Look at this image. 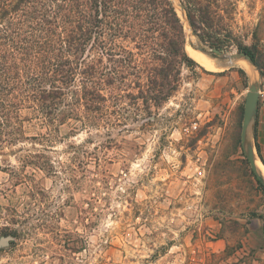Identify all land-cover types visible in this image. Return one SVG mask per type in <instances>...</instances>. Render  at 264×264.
Instances as JSON below:
<instances>
[{
    "label": "rangeland",
    "instance_id": "374dc122",
    "mask_svg": "<svg viewBox=\"0 0 264 264\" xmlns=\"http://www.w3.org/2000/svg\"><path fill=\"white\" fill-rule=\"evenodd\" d=\"M170 1L188 55L202 50L219 69L190 56L178 91L161 102L145 76L127 82L140 88L117 82L93 127L0 152V242L9 239L0 264H264V164L254 135L257 172L241 139L255 85L264 159V78L236 46L219 55L201 42L180 0ZM218 7L264 57V0Z\"/></svg>",
    "mask_w": 264,
    "mask_h": 264
},
{
    "label": "trees",
    "instance_id": "16d2710c",
    "mask_svg": "<svg viewBox=\"0 0 264 264\" xmlns=\"http://www.w3.org/2000/svg\"><path fill=\"white\" fill-rule=\"evenodd\" d=\"M219 1L180 0L201 42L221 52L236 46L264 78L258 46L238 41ZM185 42L170 0H0V152L56 143L65 126L93 127V114L109 101L105 91L117 82L140 88L127 83L132 77H146L151 101L169 100L181 68L195 64ZM258 118L255 147L264 164Z\"/></svg>",
    "mask_w": 264,
    "mask_h": 264
},
{
    "label": "water",
    "instance_id": "95a60500",
    "mask_svg": "<svg viewBox=\"0 0 264 264\" xmlns=\"http://www.w3.org/2000/svg\"><path fill=\"white\" fill-rule=\"evenodd\" d=\"M213 51L216 54L221 55L220 51L218 50H213ZM238 57L247 60L249 63H251L254 66V63L252 62L250 56L247 55L246 53L239 52ZM233 58L235 57L229 58V61L231 62ZM257 100H258V90L255 85H252L249 89L248 99H247L245 110H244L245 114H244V122L242 126L241 139H242L243 147L247 150L249 149V152H248L249 162L255 172H257L255 155H254L253 148L251 147L252 142L251 140L248 141V138H249V135L251 136L254 135L255 137V127H256V120H257V115H258ZM259 177L262 178L261 176ZM8 241L9 239H3L0 242V247L2 245L7 244Z\"/></svg>",
    "mask_w": 264,
    "mask_h": 264
},
{
    "label": "bare ground",
    "instance_id": "6f19581e",
    "mask_svg": "<svg viewBox=\"0 0 264 264\" xmlns=\"http://www.w3.org/2000/svg\"><path fill=\"white\" fill-rule=\"evenodd\" d=\"M175 2V1H174ZM179 7V6H178ZM179 13V12H178ZM182 13V12H181ZM189 52H190V56L196 60L201 66H203L205 69L209 70V71H216L219 69V66L213 62V60H211L209 57H207L205 54L201 53L200 51H196L192 48H188ZM188 51V50H187ZM189 54V53H188ZM250 69V73H251V77L254 75L252 73L253 71V67H250L249 65H247ZM247 66L245 65V67L247 68ZM222 68V67H221ZM245 68V69H246ZM248 69V68H247ZM248 69V71H249ZM253 79V78H252ZM258 165L260 167V169L262 170V172L264 173V168L263 166L258 162ZM259 169V168H258Z\"/></svg>",
    "mask_w": 264,
    "mask_h": 264
}]
</instances>
